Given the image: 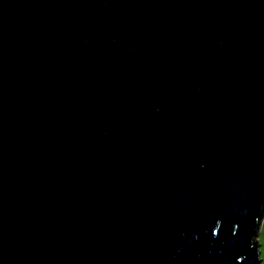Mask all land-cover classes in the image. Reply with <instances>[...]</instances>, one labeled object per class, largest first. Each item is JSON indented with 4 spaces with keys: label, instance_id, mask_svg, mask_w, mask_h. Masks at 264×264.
I'll return each instance as SVG.
<instances>
[{
    "label": "water",
    "instance_id": "95a60500",
    "mask_svg": "<svg viewBox=\"0 0 264 264\" xmlns=\"http://www.w3.org/2000/svg\"><path fill=\"white\" fill-rule=\"evenodd\" d=\"M264 0H0V264H260Z\"/></svg>",
    "mask_w": 264,
    "mask_h": 264
},
{
    "label": "rangeland",
    "instance_id": "374dc122",
    "mask_svg": "<svg viewBox=\"0 0 264 264\" xmlns=\"http://www.w3.org/2000/svg\"><path fill=\"white\" fill-rule=\"evenodd\" d=\"M258 238H259L260 244H261V246H260L261 263L260 264H264V220H263Z\"/></svg>",
    "mask_w": 264,
    "mask_h": 264
}]
</instances>
